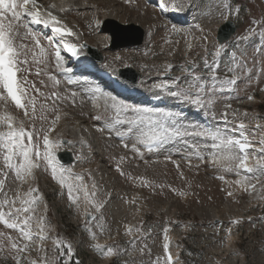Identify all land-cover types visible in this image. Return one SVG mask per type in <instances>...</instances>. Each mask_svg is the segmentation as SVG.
Here are the masks:
<instances>
[{
	"label": "rangeland",
	"instance_id": "374dc122",
	"mask_svg": "<svg viewBox=\"0 0 264 264\" xmlns=\"http://www.w3.org/2000/svg\"><path fill=\"white\" fill-rule=\"evenodd\" d=\"M55 1L60 0L38 2L47 7ZM156 1L161 2L164 9L173 2L72 0L70 4L74 8L61 12L59 17L71 22L91 47L108 38L95 26L96 14L98 20L111 13L121 24L141 26L146 34L141 47L103 52L92 47L103 58L100 64L118 72L133 69L141 75L137 84L149 92L158 91L173 100L200 107L212 121L211 126L205 125L200 118L182 116L176 109L150 108L138 102L116 99L118 106H128L127 110L117 111L108 96L111 93L107 95L102 88L81 78L65 81L58 76L63 65H55L53 44L32 32L22 19L17 43L26 46L21 51L26 53L28 61L23 65L27 71L22 73L27 81L23 87L29 113L25 128L34 133L33 140L43 153L44 131L52 127L58 114H67L56 121L57 130L52 134L57 135L55 141H67V145L61 144L55 150L70 152L76 157L72 166H60L73 185L82 187L74 188L76 202L71 203L67 185L61 186L59 175L54 179L45 162L37 161L40 167L33 170L34 178L27 189L23 187L21 191L28 194L30 189H38V193H32L37 199L30 228L33 233L37 229L35 225L41 222L45 237L42 248L37 250L35 241L22 239L18 230L0 223V244L3 245L0 264H17L15 257L20 264H30L32 260L42 264L44 257L49 264L57 259L62 264L65 261L106 264L110 258L112 264H164L161 245L167 232L172 236L174 264H264V139L260 165L255 172V179L261 186L256 195L250 196L234 182L238 177L235 161L231 164L221 161L219 157L225 150L214 147L219 145V140L212 138H224L214 127L216 119L223 115L240 119L244 109L249 111L245 120L257 121L264 134V0H231L235 5L248 6L252 18L223 46L219 56L210 42L213 29L224 17L220 15L218 0H183L181 3L192 20L188 26H178L167 19L158 10L160 7L154 6ZM33 35L40 47L36 46ZM188 40H193L195 47L191 54L184 56ZM163 71L167 73L166 79L160 80L158 76ZM127 77L130 80L131 76ZM233 78L235 88L227 83ZM221 87L223 91L219 90ZM172 91L191 93V97L172 96ZM97 93L99 96L95 98ZM249 97L257 98L258 104L249 107ZM32 99L36 102L34 116L29 103ZM143 108H147L153 118L160 119L161 127L171 118L178 128L192 134L172 136L155 152H146L144 145L137 144L136 135L127 131L130 127L135 131L141 123L139 114L133 109ZM11 111L25 126L23 111L13 105ZM98 116L100 119H96ZM80 123L93 135L95 145L87 143L86 147H78L73 144L75 136L70 129ZM78 128L84 138V127ZM143 130L148 131L147 120L143 121ZM86 136H89L87 132ZM118 137L125 141H117ZM133 144L139 151L132 150ZM231 154L235 156L233 150ZM117 167L121 171H117ZM57 168L59 172L58 164ZM0 169L6 173L0 174V180L4 181L0 201L10 202L0 210L17 215L15 210L25 206L21 204L24 193L15 189L19 179L13 171L4 168L2 157ZM75 177L82 179H73ZM29 198L27 195V200ZM86 201L88 215L80 220V204ZM18 215L22 220L29 213ZM233 218L239 219L238 225L231 224ZM129 223H133V230L125 232ZM228 229L231 230L229 234L226 233ZM57 240L61 242L59 248ZM13 243L20 247L27 244L28 250L17 253L11 247ZM64 245H71L70 258L64 254L67 252ZM95 245H99V249ZM108 248L113 249L112 255H107Z\"/></svg>",
	"mask_w": 264,
	"mask_h": 264
},
{
	"label": "snow or ice",
	"instance_id": "6c2138e0",
	"mask_svg": "<svg viewBox=\"0 0 264 264\" xmlns=\"http://www.w3.org/2000/svg\"><path fill=\"white\" fill-rule=\"evenodd\" d=\"M127 2V0H126ZM31 5V7H29ZM54 25V31L59 33L71 34L67 29L59 27V21L51 13L47 14ZM22 17H28L31 19L32 23L40 24L43 23L45 27L48 26L49 20L44 19L41 15V12L37 8V0H0V157H2L4 168L14 172L17 179L22 183L27 182L29 178H34L33 170L40 167V164L37 162L43 160L46 164V167L51 170L53 178L55 179L59 175V182L61 186L67 185L68 197L71 203L76 202V198L73 196L74 188H80L81 185H73L70 182V178L65 172L61 169L58 172L57 164L59 163L58 157L55 156L54 150L59 148L62 143H67L65 141H53L49 138V133L54 131L55 123L60 119L59 116L56 117V120L52 122V127L48 128L47 131L43 133V153H41L38 143H35L33 140L34 133L25 128L22 120H18L17 117L11 111L12 105L16 109H23L25 117L29 116L28 113V104L23 102V98L26 96V90L23 87L27 83L26 78L22 75L23 72L27 71L23 65L27 64V55L22 53L21 49L26 48L24 45H19L17 39L19 38V27L21 26L19 22L22 21ZM27 27V25H25ZM175 30V29H174ZM33 40L36 42V46L40 47V42L36 38V35H33ZM45 39H48L45 37ZM48 43L52 44L53 41L48 39ZM67 51L70 52L73 56L77 55V48L75 45L67 47ZM44 49L41 47V54L43 55ZM23 56V58H22ZM55 58L59 64L64 60V57L61 55L59 47L56 48ZM65 71H71V69H65ZM215 79V77H213ZM53 79H55L53 77ZM229 84H235L236 80L230 79L227 81ZM219 90L223 91V87ZM99 91V89H97ZM172 96H181L183 95L186 99L191 97V93L172 91L170 92ZM114 103L113 108L119 111L120 109L127 110V105H117L115 103V98H112ZM252 99V97H249ZM198 100V96H197ZM11 102V103H9ZM32 105L33 116L35 115V99L29 101ZM134 112L139 114V119L141 123L137 125L135 131L130 127L127 129L129 133L136 135L137 144H141L147 147L148 151H152L154 148H159L162 144L166 143L172 136H181L185 134H192L178 128L176 123L171 121V118L163 122L161 127V121L159 118H153L150 111L147 108L143 109H133ZM31 118V117H29ZM100 119V117H96ZM147 120L148 122V131L143 130V121ZM119 123V121H117ZM131 123V122H130ZM240 129L244 128V124L241 123L238 125ZM138 133V135H137ZM204 135V133H199ZM117 135L120 136L119 131ZM243 135V134H241ZM214 140H219V145H214V147H220L224 149L223 155L219 157L221 161H227L231 164L234 161H239L237 164L238 168L244 169L245 171L251 173L252 168L247 167L246 155H243L244 150L249 146L247 137L243 136V142L240 138H221L219 136H213ZM39 140V136H37ZM128 147L127 144L124 145ZM233 146H238L242 155L234 156L231 154V149ZM132 150L139 151L136 144L132 145ZM264 150V149H262ZM34 157V158H33ZM123 159V158H122ZM117 171H121L117 167ZM0 174L6 175L3 173V170L0 169ZM123 175V172H121ZM73 179H82L81 177H75ZM147 183V182H145ZM237 184L240 181L236 182ZM4 181L0 180V189L3 188ZM94 187V186H93ZM38 193V189H30L27 194L30 198L28 200L22 201V204L25 205L22 208L16 209L17 215H11L10 213L6 214L4 211L0 210V223H3L7 228L18 230L21 234L22 239L30 241L32 239V232L30 228V221L32 220V213L35 211L36 197L32 196V193ZM94 195V194H93ZM231 195V193H229ZM19 198V197H18ZM10 202L5 199L0 201V209ZM99 207V205H97ZM25 212L29 215L22 220H20L19 213ZM91 219V217H89ZM40 221H43V217L39 218ZM19 221V222H18ZM41 233H43V227H41ZM40 239L43 240L45 237L41 234ZM57 247H61V242L59 240L55 241ZM12 249L19 253L25 252L28 250L27 244L24 247H20L16 243L11 245ZM67 248V252L64 253L69 258L71 257V245H64ZM95 248L99 249V245H95ZM165 251L167 252L168 244L164 245ZM0 250H3V245L0 244ZM113 249H107V255H112ZM17 264H20L18 257ZM30 264H37L36 260L30 261ZM42 264H49L47 257L42 258ZM64 264H69L68 261H65ZM75 264H79L78 261ZM167 264H172L171 254H168Z\"/></svg>",
	"mask_w": 264,
	"mask_h": 264
},
{
	"label": "bare ground",
	"instance_id": "6f19581e",
	"mask_svg": "<svg viewBox=\"0 0 264 264\" xmlns=\"http://www.w3.org/2000/svg\"><path fill=\"white\" fill-rule=\"evenodd\" d=\"M159 1V0H158ZM82 2V1H81ZM175 2L177 3V5H180L181 4V2H182V0H175ZM70 3H71V0H61V1H56V2H52V3H50V4H48V6L46 7V6H42L41 4H37V8L39 9V11L41 12V15H42V17L44 18V19H48L49 20V23H50V26H57V25H54L53 24V22L51 21V19H50V17L47 15L48 13H51L53 16H55L56 18H57V20L60 22L59 23V27H62V28H67V29H71L72 31H73V33H74V42H75V44H76V46H83V51H82V54L86 57V59L88 60V61H90L91 60V58H90V51L87 49V45H86V43L83 41L84 39H82V36L81 35H79V33L77 32V29L75 28V26L73 25V24H71L69 21H67V20H65V19H62V18H60L59 17V15L58 14H61V12L62 11H66L67 9H68V7L70 6ZM78 3V2H77ZM76 2H75V4H77ZM39 5V6H38ZM73 5H74V3H73ZM80 5V4H79ZM82 5L85 7L86 5L84 4V3H82ZM154 6H156V7H158L159 6V3H157V1L155 2V5ZM72 8H74V6L72 7ZM183 12H184V10H181V9H179L178 10V12H177V17L178 18H180V17H183L184 15H183ZM56 13H58V14H56ZM64 14V13H63ZM110 19H112V17H114V14H108L107 15ZM97 26H98V28H100V22L97 24ZM42 33H43V28L41 27L40 29H39ZM37 34V33H36ZM212 42H214L215 43V41L212 39ZM91 46V45H90ZM108 46H109V39L108 38H105V40L103 41V43H101V44H99V45H96V46H94V45H92V47H94V48H96L99 52H103V51H107V49H108ZM94 55V54H93ZM219 56V55H218ZM55 63L56 64H58L57 63V61H55ZM94 64V67L95 68H97L98 70H101V71H110V72H112L113 74H118V71H116V70H110V69H105V68H102L103 66L101 65V64H95V63H93ZM57 66V65H56ZM61 66V65H60ZM58 67V66H57ZM63 69V68H62ZM59 72V71H58ZM83 75H80V77H82ZM83 77H86V78H89L90 80H95L94 79V77H92V76H90V77H88V76H83ZM82 79V78H81ZM80 80V79H79ZM93 84V83H92ZM108 86H105L104 87V90H106L107 92H109V93H111L109 90V88H107ZM139 88H141L140 86H139ZM141 89H143V88H141ZM144 91V90H143ZM145 92V91H144ZM155 95V94H154ZM151 97H155V96H151ZM157 97H159L158 95H156V97L155 98H157ZM10 103V102H9ZM164 103L167 105V108H170L171 106H172V104H173V102H172V100L171 99H169V98H165L164 99ZM64 116H66V114H61V118L62 117H64ZM79 122V121H78ZM79 126H82V127H84V128H82V129H85V130H87V134L89 135V136H86L87 138H88V141L87 142H89V143H91L92 145H95L94 144V142H96V141H94V139H93V135L90 133V131L87 129V127L86 126H84V124H77V127H73V128H71L70 130V132H71V134H73L75 137V140H74V144L75 145H78V146H81V147H83V146H85V141L83 140V138H82V133L81 132H79ZM96 151V150H95ZM54 155L56 154V156H57V152L56 151H54V153H53ZM227 162V161H226ZM225 164V163H224ZM99 175V174H98ZM96 177V176H95ZM30 179V178H29ZM29 179H28V181L27 182H24V183H22L21 181L19 182V184L17 185V187L20 185V184H23V185H27L28 184V182H29ZM249 185H251V184H249ZM85 214H87V209H86V205L85 204H82L81 205V208H80V217H81V219L84 217V215ZM79 217V218H80ZM39 237H40V235H41V233L40 232H35Z\"/></svg>",
	"mask_w": 264,
	"mask_h": 264
},
{
	"label": "water",
	"instance_id": "95a60500",
	"mask_svg": "<svg viewBox=\"0 0 264 264\" xmlns=\"http://www.w3.org/2000/svg\"><path fill=\"white\" fill-rule=\"evenodd\" d=\"M110 24V25H109ZM235 27L232 24H226L219 33V41L224 42L234 34ZM106 32L110 34L113 41V48H121L131 45H140L142 40V31L133 25L121 26L115 22L106 25Z\"/></svg>",
	"mask_w": 264,
	"mask_h": 264
}]
</instances>
